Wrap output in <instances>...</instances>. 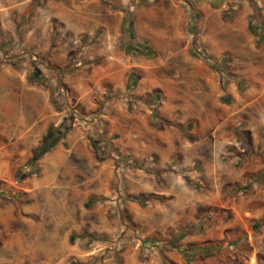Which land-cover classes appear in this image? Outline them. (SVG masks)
<instances>
[{"label": "rangeland", "instance_id": "obj_1", "mask_svg": "<svg viewBox=\"0 0 264 264\" xmlns=\"http://www.w3.org/2000/svg\"><path fill=\"white\" fill-rule=\"evenodd\" d=\"M72 1L0 0V264H264V0Z\"/></svg>", "mask_w": 264, "mask_h": 264}, {"label": "trees", "instance_id": "obj_2", "mask_svg": "<svg viewBox=\"0 0 264 264\" xmlns=\"http://www.w3.org/2000/svg\"><path fill=\"white\" fill-rule=\"evenodd\" d=\"M127 31H128V35H129V45L127 47H125V51H132L135 50L137 47L135 45L134 42V38L131 35V29L130 26L127 27ZM252 32V31H250ZM142 50V48H141ZM143 54H153L154 52L152 51V49L145 47L143 49ZM34 77L32 76L31 79L32 80H40L41 79V75L40 72L35 69L33 71ZM227 101V100H224ZM72 118L73 115L71 114V116L65 117L58 125L56 126H48L47 129L45 130V132L42 134V136L39 139L38 144L36 145V147L33 149L31 156L29 158V163L35 164V162L42 156L44 155L46 152H48L53 146H55L59 139L64 138L65 135L71 130L72 128ZM89 205V203H87V206ZM217 247H205L206 250H214ZM163 264H167V261H165V259H162Z\"/></svg>", "mask_w": 264, "mask_h": 264}, {"label": "crops", "instance_id": "obj_3", "mask_svg": "<svg viewBox=\"0 0 264 264\" xmlns=\"http://www.w3.org/2000/svg\"><path fill=\"white\" fill-rule=\"evenodd\" d=\"M72 3H73V6L75 7V9L73 10V8H72V12L71 13L67 12V16H65L63 14H60V15H58L57 18H58V20L60 19V22L63 23L62 25H64L63 26L64 28H66V29H68L70 31L71 30H76V29L77 30H80L81 29L82 32H85V31H87L86 30L87 29L86 26L85 25H82V26L80 25L79 27H77L76 26V22H79L80 19L81 20L86 19L88 17V15H86L84 13H80L77 10V8L79 6H90V7L95 6L96 7L97 5H99L100 0H83L82 2H80L78 4H76V3H74L72 1ZM101 22H103V21H101ZM122 23H123V18L120 17V19L118 20V24H116L115 31H116V28H117V30L120 32ZM98 24L104 25V22L103 23H98ZM73 26H76V27L74 28ZM101 28H102V26H101ZM106 31H110V28L107 27L106 28ZM104 33H105V31H103V34H102L103 37L105 36Z\"/></svg>", "mask_w": 264, "mask_h": 264}]
</instances>
